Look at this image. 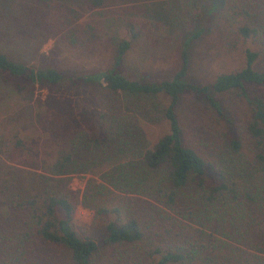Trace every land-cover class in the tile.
I'll return each instance as SVG.
<instances>
[{"label": "trees", "instance_id": "1", "mask_svg": "<svg viewBox=\"0 0 264 264\" xmlns=\"http://www.w3.org/2000/svg\"><path fill=\"white\" fill-rule=\"evenodd\" d=\"M107 2L89 0V9ZM205 2L200 13L205 17V27L213 25L215 15L228 13L230 4L242 19L237 36L244 40L264 39V0ZM189 18L196 22L192 14ZM204 31L191 35L181 52L179 70L172 79L160 82L130 80L123 74V60L130 48V43L123 40L116 44L111 68L81 76L66 77L55 69L37 70L0 54V78L9 81L15 91L35 86L46 90L64 81L73 87L98 86V102L103 110L92 112L90 117L82 113L80 117L92 124L86 131L63 139L69 145L61 147L51 163L40 166V161L31 162L32 169L44 172L37 176L39 187L30 182L23 193L10 195L11 184H3V208L19 216L16 220L11 216L6 222L0 220L3 264H49L50 255L41 251L51 246L66 249L72 264H91L101 246L123 252V256L134 254L132 264H264V96L248 94V86L264 88V70L255 67L264 57V48L259 52L246 49L242 69L218 74L210 84H196L187 80V48ZM29 93L31 99L33 91ZM230 93H236L249 105L246 130L251 168L249 176L239 180L229 178L185 142L178 114L184 98L205 102L225 123L229 146L238 151L241 146L235 125L227 106L220 102ZM160 120L167 124V132L151 145L137 125ZM21 145L18 141L16 146ZM112 145H116L115 155L120 157L110 161L96 155V151L103 152ZM109 165L115 167L114 172L100 176L102 167ZM76 173L99 175L103 184L89 180L80 196L67 188V180L63 179ZM104 183L119 193L150 199L187 224L172 221L165 210L152 205V221L145 222L144 212L139 216L132 214V208L124 210L123 198ZM79 204L95 212L93 224L101 228L102 234L96 236L84 229L83 235L79 233L74 223ZM98 242H102L101 246Z\"/></svg>", "mask_w": 264, "mask_h": 264}, {"label": "rangeland", "instance_id": "2", "mask_svg": "<svg viewBox=\"0 0 264 264\" xmlns=\"http://www.w3.org/2000/svg\"><path fill=\"white\" fill-rule=\"evenodd\" d=\"M202 3L206 4L205 0H108L104 6L91 10L89 0H0V54L37 70L55 69L66 77L81 76L111 68L116 44L123 40L130 43L123 60V74L130 80L160 82L173 78L191 35L204 29L187 48L190 59L187 80L210 84L218 74L242 69L245 50H263L264 39L244 40L237 36L242 19L230 4L228 13L215 15L213 25L205 27V17L200 15ZM189 14L196 17L195 23L190 22ZM255 67L264 70V57ZM30 90L33 96L28 99ZM248 90L251 97L264 96L261 86H248ZM99 93L98 86L73 87L68 81L46 90L35 86L17 92L9 81L0 78V190L7 183L11 184L10 195L23 193L31 186L30 182L39 187L37 176L44 172L32 169L31 162L40 161V166L51 163L56 152L69 145L63 139L87 130L92 122L80 116L83 112L90 117L94 111H103L98 102ZM220 102L227 106L235 125L241 146L238 151L229 146V129L225 123L205 102L184 98L178 114L185 142L229 178L239 180L249 176L251 168L246 130L249 105L236 93L222 96ZM71 127L75 129L70 130ZM137 127L151 145L168 129L164 120L153 124L141 122ZM18 141L22 142L21 146H16ZM115 146L96 151V155L110 161L120 157L115 155ZM114 169L110 165L102 167L100 176ZM100 176L76 173L63 179L67 180V188L82 196L89 180L103 184ZM104 184L123 198L124 210L129 212L132 208V214L139 216L144 212L145 222L152 221L149 214L152 205L165 210L172 221L187 224L179 215L150 199L122 194ZM134 198L148 204L132 203L130 199ZM3 200L0 194V220L6 222L9 216L18 219L19 216L6 212ZM94 217L93 210L81 204L76 207L74 223L81 235L82 229L96 236L102 234L101 228L93 224ZM151 229L156 227L152 225ZM41 252L50 255L49 264H72L66 249L51 246ZM115 254L117 261L113 263ZM133 258L134 254L123 256V252L101 246L91 264H132Z\"/></svg>", "mask_w": 264, "mask_h": 264}]
</instances>
